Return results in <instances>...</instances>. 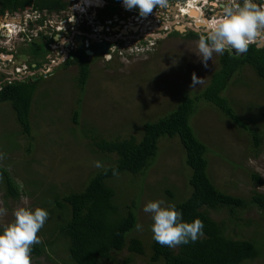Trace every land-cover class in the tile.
Listing matches in <instances>:
<instances>
[{"label":"rangeland","instance_id":"rangeland-1","mask_svg":"<svg viewBox=\"0 0 264 264\" xmlns=\"http://www.w3.org/2000/svg\"><path fill=\"white\" fill-rule=\"evenodd\" d=\"M79 2L82 5L80 12L74 13L70 19L73 25H77L76 29H81L79 25L84 22L81 20L82 15L89 8L95 11L98 8L94 4L98 7L101 5L97 0H89V5L88 0ZM232 2L237 3L239 0ZM68 6L58 13L47 9L36 10L33 6L6 11L0 16V52H25L37 58L41 65L45 53L44 49L40 50L42 45L40 48L32 44L25 46L24 34L43 18L47 24L54 26L63 16H67ZM155 13L160 15L157 11ZM91 17L85 19L86 24L97 20L96 15ZM147 17L150 14L145 19ZM106 18L109 17L105 16V21L100 19L105 23V28L101 26L100 20L96 21V26L102 27L100 35L106 31L109 36H116L115 29L111 30L112 25H107ZM156 18L157 25H160L157 30L147 28L143 29L144 33H136V29L134 32L129 31L127 35L130 38L123 40L125 44L109 53H101V57L110 55L109 59L86 57L90 62V72L84 83L81 82V69L77 64L58 66L47 77H39L30 110V135L23 132L12 104L0 103V153H4V158L0 159V170L8 172L23 193L21 196L28 197V206H41L49 212L38 233L40 242L34 244L44 243L46 254L36 257L30 253L31 264H74L68 253L69 241L61 231L62 226L71 220V212L56 205L55 195L63 202L65 196L83 191L98 172L114 165L115 155L99 151L96 142L137 135L136 129L141 130L143 122L155 120L176 108L185 94L199 97L213 73L219 69L220 54L214 53L205 67L197 57L198 38L185 34L168 36V26H161L165 19ZM7 24L16 29L10 33L5 28ZM33 30L30 35L40 32L37 26ZM141 34L155 44L149 51L140 48L136 52L131 48L136 44L145 48L142 43L145 39H136L141 38ZM26 65V62H22L19 64L21 68H18L25 70ZM1 68V75L10 78L7 76L13 72L10 63L4 62ZM27 69L33 70L30 65H27ZM193 74L197 81L193 82ZM222 95L249 130L238 128L215 105L204 99L196 101V111L190 124L198 139L207 147L208 175L224 193L246 200L255 191L264 195V183L257 186L252 178L254 172L264 181V80L250 66H244L230 80ZM254 131L262 139L258 150L253 146ZM158 147L156 162L147 175L120 173L107 181L116 191V203L124 207L130 205L140 193L137 224L142 225V230L135 228L131 236L143 242L145 254L132 253L125 248L121 252H113L111 259L104 261L105 264H163V261H150L152 220L150 214L142 211L143 205L155 199L174 204L185 201L190 194L180 199L179 195L168 196L166 191L185 196L189 192L187 182L192 170L186 164L185 150L178 137L170 139L163 136ZM93 161H100L102 166L94 167ZM5 193L6 186L0 177V201L8 210L4 216H0V228L13 220L12 210L23 203L21 199L6 198ZM241 212L242 219L236 221V225L229 221L225 209L212 215L217 221H225L229 228L228 235L237 233L239 239H251L261 245L264 252V213L254 205ZM253 264H264V256Z\"/></svg>","mask_w":264,"mask_h":264},{"label":"trees","instance_id":"trees-1","mask_svg":"<svg viewBox=\"0 0 264 264\" xmlns=\"http://www.w3.org/2000/svg\"><path fill=\"white\" fill-rule=\"evenodd\" d=\"M68 5L65 0H0V16L6 11H16L27 6H33L36 10L60 12ZM106 9L109 10L106 17L112 16L110 12L116 11L112 6ZM189 36L196 35L191 33ZM86 57L82 52L77 54L74 60L67 62L68 65L79 66L82 83L87 80L90 72V62ZM244 66H250L258 77L264 80V47L257 48V45L252 43L243 56L233 55L226 50L219 56V69L213 73L208 86L199 97L193 98L185 94L176 108L155 120L143 122L141 130L136 129L137 135L114 141L101 139L96 142L99 151L115 155L114 165L98 172L83 191L65 196L63 202L55 195L56 205L71 212V220L62 226L61 231L69 241L68 253L74 264H105L104 261L111 259L113 252H121L125 248L132 253L145 254L143 242L131 236L137 225V200H140V193L132 199L130 205L124 207L116 203V191L107 181L116 176L113 175V168L118 174L147 175L150 167L156 162L158 143L163 136L170 139L179 138L185 150L186 164L192 170L187 182L189 192L185 196L170 190H167L166 194L171 197L179 195L180 199L190 194L185 201L175 205L182 212L184 221L191 222L194 218H199L203 223V232L195 242L172 248L152 240L150 261H163V264H253L263 258L261 245L251 239H239L237 233L228 235V225L225 221L215 220L212 213L225 209L230 217L229 221L236 225V221L242 219L241 211L251 205L264 213V195L255 191L252 197L246 200L219 190L208 175L207 147L198 139L190 124V119L196 111V101L204 99L218 107L238 128L249 130L228 99L222 95L230 80ZM36 82L37 80L15 81L0 91V103L12 104L17 121L27 135L31 134L32 129L30 110L37 88ZM252 138L253 146L258 150L262 142L260 134L252 132ZM0 177L6 186L5 197L20 199L23 193L21 194L8 172L1 169ZM252 178L257 182V186L264 183L257 173L253 172ZM31 253L36 257L45 255L44 243L32 245Z\"/></svg>","mask_w":264,"mask_h":264},{"label":"clouds","instance_id":"clouds-1","mask_svg":"<svg viewBox=\"0 0 264 264\" xmlns=\"http://www.w3.org/2000/svg\"><path fill=\"white\" fill-rule=\"evenodd\" d=\"M99 1L102 4L103 1L107 0ZM121 2L127 10L136 8L141 16L150 13L154 7L166 5V0H121ZM103 6L106 7L104 2ZM67 18L68 16L64 17L65 20ZM85 19L88 20V17L82 15L81 20L85 21ZM200 23L203 27L196 42L198 55L195 54L200 62L207 67V61L211 60L214 53L223 54L225 50H231L245 54L250 44L258 45L260 40L257 39H264V0H261L260 3H257V0H239L237 3L226 0L216 17L201 20ZM31 27L33 28L28 31L32 32L36 26ZM28 31L24 34L25 40L23 41L28 40ZM34 38L32 36V41ZM146 45L147 43L145 47ZM7 56L5 61L13 59L12 54ZM103 58L105 60L106 57ZM15 61L19 60L15 59ZM23 61L21 60L17 65ZM33 66L32 71L43 70L41 65ZM46 66L48 65L46 64ZM50 68L49 75L53 71L51 66ZM39 77L43 76L37 75L23 82L35 81ZM194 81H197V78L193 74ZM2 158H4V153H0V159ZM93 166L100 168L102 165L100 161H93ZM112 171L113 175H118L115 168ZM20 199L23 203L12 210L13 220L0 228V264H31L32 245L40 242L38 233L49 216L46 208L28 206L26 195L21 196ZM7 211V208L3 206V201H0V216H4ZM142 211L150 214L152 239L160 245L172 248L195 242L198 236L202 235V221L199 218H194L191 222L184 221L182 212L171 201L150 200L143 205ZM136 228L142 230V225L137 224Z\"/></svg>","mask_w":264,"mask_h":264},{"label":"flooded vegetation","instance_id":"flooded-vegetation-1","mask_svg":"<svg viewBox=\"0 0 264 264\" xmlns=\"http://www.w3.org/2000/svg\"><path fill=\"white\" fill-rule=\"evenodd\" d=\"M187 1L188 0H166L165 6H157L156 8L154 7L152 11L148 13L150 14V17H147L148 19H145L147 15L145 17L141 16L136 8L127 10L122 7L121 0H107L105 1V11L104 9H102L103 4L101 3L99 7L98 5L94 4V6L98 8V10H87L85 17L89 16L90 18H92V15H96L97 20L93 19V21L90 22V25L89 23L86 24L85 21H81L82 23L79 25L81 26V29H76L77 25H73L70 19L72 18V15L74 16V13L80 12V8L82 5H80L79 0H76L75 2L70 1L68 2L69 8L66 10V15L68 16L66 20L64 19L65 16H63L62 19L58 20V23L56 22V24L52 26L48 25L45 18H43L42 21L36 24L37 29L40 32L30 35L31 31H28V40H26L24 44L25 46H29L32 44L36 48H38L37 45H39L40 48L41 44L42 46L40 50L44 49L45 51L43 59L41 60H46L45 62L41 63V66L47 64L48 66H51L52 69H55L58 66L66 65L69 60H74L76 58V55L82 52H84L85 55L90 59L95 58L98 60V58H101V60H104V58L101 57V53L104 52H100L102 43H104L106 48L109 47V49L113 51V49H116L117 47H119V45L125 44V41L123 40L130 38L127 33L129 31L134 32V28L136 27L139 31L146 26H150L153 28V30H157V27L160 26L157 25L156 22L157 16L163 17L165 19L162 22L161 26H168V36L170 34H185V36L189 37L191 33H194L198 38V34L201 32L203 27V25L200 23L201 20H207L216 17L219 14L220 9L223 7V4L226 2V0H200L196 4L197 8H195L194 11L198 13L195 14L193 10L190 9L189 6H187ZM260 2L261 0H257V3ZM87 3L89 5V0ZM91 4L92 3L90 1V5ZM108 6H112L116 9V11L112 13V16H109V18L116 16V23L112 24V26H114L113 29L111 26L112 31L115 29L116 36H109V34L105 31V33L103 34L105 37H102V35H100L101 32L99 31L98 34H95V32L92 30V27L96 26V21L98 22V19L100 17L105 18V16L107 15L106 12L109 11H107L106 9ZM155 11L159 12L160 15H157ZM51 12L58 13V11L55 10ZM103 21H105V19ZM100 24L103 27L105 26V23H102V20H100ZM9 26L12 27L13 25L8 24L5 26V28H8ZM58 27H62V30H58ZM106 27L109 28V26ZM12 28L15 29L14 26ZM170 28L172 29V31H170ZM118 33L120 35L117 37ZM32 36L36 38V41H32ZM77 37H79V39H77ZM100 39H102L101 42H99ZM20 44L24 45L22 42ZM47 48H49V50H47ZM88 50L92 51V55L86 54V51ZM227 51L232 52L231 50ZM8 54H12L13 59L5 62L10 63L11 66L12 61H15V59L20 61V56L23 54H26L29 59H34V61H25L27 65H30L31 68H34L33 65H40L39 62H37V58L31 57L25 52L22 53L17 52L16 50H10L6 55ZM61 59L63 60L60 61Z\"/></svg>","mask_w":264,"mask_h":264},{"label":"built area","instance_id":"built-area-1","mask_svg":"<svg viewBox=\"0 0 264 264\" xmlns=\"http://www.w3.org/2000/svg\"><path fill=\"white\" fill-rule=\"evenodd\" d=\"M200 0H188L187 1V4H189L190 2L191 3H193L194 5H195V8H197L196 7V4L199 2ZM207 1V0H206ZM102 2V1H101ZM104 3H105V1H103ZM103 2H102V4H103ZM188 6V5H187ZM89 10H90V8H89ZM91 11V10H90ZM101 18H99L98 20H100ZM108 21L106 22L107 23V25H112L113 23H116V16H114V17H112V18H108L107 19ZM123 23V22H122ZM147 28H149V29H153L152 27H150V26H146V27H143V29L145 30V29H147ZM61 28L60 27H58V30H60ZM93 29V31L95 32V34H98V32L100 31L101 32V30H102V28H100L99 26H95L94 28H92ZM107 29V28H106ZM143 29H141L140 31L139 30H136L135 32L136 33H139V32H143L144 30ZM81 32V31H80ZM154 32V31H153ZM144 33V32H143ZM142 33V34H143ZM142 34H141V38L139 37V38H136V39H138V40H140L141 41V39H145V40H143L142 41V43L145 45L146 43H147V45H146V47L145 48H142L141 46H139L138 44H136L135 46H133V47H131L134 51H136V52H139L140 50V48L141 49H145V51H149L150 49H151V47L153 46V45H155L153 42H149V40L148 39H146V38H144V37H142ZM140 35V34H139ZM104 35H102V37H103ZM105 37V36H104ZM102 41V39H100L99 40V42H101ZM106 58H110V55H107V56H105ZM5 58H8V56L4 53V52H0V91L2 90V88L4 87V86H6V85H9V84H11V83H13V82H15V81H17V82H23V81H25V80H28V79H31V78H33V77H35V76H37V75H41V76H44V77H47L48 75H49V72L51 71V68H50V66H46V64L45 65H43V70L42 69H39V70H37V71H30V70H28L27 69V65L26 66H24V69L25 70H22V69H20L21 67L19 66V65H17V62L16 61H12V69H13V72L10 74V75H7V76H10V78H7V77H3L1 74H2V68H1V65L5 62V60H3V59H5ZM54 62V61H53ZM18 66L20 67V68H18ZM19 77V78H18Z\"/></svg>","mask_w":264,"mask_h":264},{"label":"water","instance_id":"water-1","mask_svg":"<svg viewBox=\"0 0 264 264\" xmlns=\"http://www.w3.org/2000/svg\"><path fill=\"white\" fill-rule=\"evenodd\" d=\"M77 39H79V37H77ZM262 47H264V41H260V43L257 45V48H262ZM109 51H110L109 47L106 48L105 45H104V43H103L102 46H101V50H100V52H109ZM238 53H239V52L232 51V54H233V55H238ZM86 54H87V55H92V51H89V50H88V51H86ZM240 55L243 56L244 53H241ZM20 58H21V60H24V61H25V60H27V61H34L33 58H32V59H29L27 55H21ZM21 60H20V61H17V63H20Z\"/></svg>","mask_w":264,"mask_h":264},{"label":"bare ground","instance_id":"bare-ground-1","mask_svg":"<svg viewBox=\"0 0 264 264\" xmlns=\"http://www.w3.org/2000/svg\"><path fill=\"white\" fill-rule=\"evenodd\" d=\"M188 6H189L190 9L193 10V12L195 11V5H194L193 3L190 2V3L188 4ZM194 13L197 14L198 12H194ZM194 13H193V14H194ZM12 27H13V26H12ZM12 27H10V26L8 27L9 30H10V31H9L10 33H12V32L15 30V29H13ZM131 29H132V28H131ZM135 29L137 30L138 28H134V30H135ZM7 31H8V30H7ZM126 31H127V30H126ZM124 32H125V31H124ZM6 33H7V32H6ZM7 34H8L7 36H9V33H7Z\"/></svg>","mask_w":264,"mask_h":264}]
</instances>
